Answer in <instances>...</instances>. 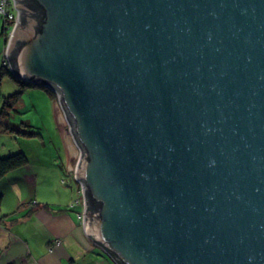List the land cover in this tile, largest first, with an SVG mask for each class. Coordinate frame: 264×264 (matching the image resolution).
I'll use <instances>...</instances> for the list:
<instances>
[{
    "label": "water",
    "instance_id": "1",
    "mask_svg": "<svg viewBox=\"0 0 264 264\" xmlns=\"http://www.w3.org/2000/svg\"><path fill=\"white\" fill-rule=\"evenodd\" d=\"M16 7L10 66L59 96L89 239L118 264H264V0Z\"/></svg>",
    "mask_w": 264,
    "mask_h": 264
},
{
    "label": "crops",
    "instance_id": "2",
    "mask_svg": "<svg viewBox=\"0 0 264 264\" xmlns=\"http://www.w3.org/2000/svg\"><path fill=\"white\" fill-rule=\"evenodd\" d=\"M3 28L0 16L4 54ZM19 91L6 76L0 85V110L3 99ZM18 113L28 116L21 123L14 120V126L24 123L36 135L30 138L32 153L18 151L27 156V166L0 181V264H118L85 232V201L76 175L80 150L58 101L44 89L29 88Z\"/></svg>",
    "mask_w": 264,
    "mask_h": 264
},
{
    "label": "trees",
    "instance_id": "3",
    "mask_svg": "<svg viewBox=\"0 0 264 264\" xmlns=\"http://www.w3.org/2000/svg\"><path fill=\"white\" fill-rule=\"evenodd\" d=\"M32 6L35 11L34 15L36 16L39 13V11L37 10V7L35 4L32 3ZM6 76L10 77L11 80L15 84L18 85V87L20 88V91L19 93H16L12 96H9L3 99V105L0 110V134L12 135V134L17 133V134H21L22 136L29 137V138L34 137L36 134L28 132V128H29L28 125L23 123L18 128L14 126L13 121H12L14 118V115L19 112V105L23 100L24 91L29 88H41V89L46 90L53 98H56V95L50 89L38 87L32 83L28 84L18 79L16 76L12 75L9 71H7L4 67L0 71V85H1L2 80ZM27 164H28V158L24 153H17L9 157L0 158V181L7 174L17 169L23 168L27 166ZM2 199H3L2 195H0V206H1ZM88 202H89L88 211L94 212L98 209V205L95 202H93L91 199H89Z\"/></svg>",
    "mask_w": 264,
    "mask_h": 264
},
{
    "label": "rangeland",
    "instance_id": "4",
    "mask_svg": "<svg viewBox=\"0 0 264 264\" xmlns=\"http://www.w3.org/2000/svg\"><path fill=\"white\" fill-rule=\"evenodd\" d=\"M12 14H14V11L12 10L11 11ZM1 16V15H0ZM3 49H4V40H3V36L0 35V66H2L3 64ZM28 116V113H25V114H21L19 115V113H16L14 115V119L12 121H17V123H21L22 120L21 118L22 117H26ZM19 117V118H18ZM32 140L29 138V137H25V136H22L21 134H12V135H8V134H0V155L1 156H4L6 155V157L10 154L14 155L13 153L17 154L16 152L20 151L19 149H24V150H27L29 151L30 153H32L33 151V148L30 147V145L32 143H30ZM2 142L6 144V146H2ZM1 149H4V150H1ZM20 153V152H18Z\"/></svg>",
    "mask_w": 264,
    "mask_h": 264
},
{
    "label": "built area",
    "instance_id": "5",
    "mask_svg": "<svg viewBox=\"0 0 264 264\" xmlns=\"http://www.w3.org/2000/svg\"><path fill=\"white\" fill-rule=\"evenodd\" d=\"M12 10L14 11V14L11 13ZM0 15L4 18L5 27L7 28V31H8V36H11L12 35V29L18 21V13L15 11L14 0H0ZM3 64L7 68H11L9 59L6 56L4 57ZM65 116H66V114H65ZM69 131H70L71 135L73 136L70 123H69ZM73 138H74V136H73ZM78 148L80 150V157H81L82 151H81L79 146H78ZM79 160H80V158H79ZM82 193L84 195L83 187H82ZM81 218H83L82 215H81Z\"/></svg>",
    "mask_w": 264,
    "mask_h": 264
},
{
    "label": "bare ground",
    "instance_id": "6",
    "mask_svg": "<svg viewBox=\"0 0 264 264\" xmlns=\"http://www.w3.org/2000/svg\"><path fill=\"white\" fill-rule=\"evenodd\" d=\"M14 2H15V11L18 13V21H17V23H16V25L13 27V29H12V35H13V31H14V29L16 28V26H17V24H18V22H19V17H20V11L17 9V7H16V0H14ZM2 17V16H1ZM3 18V17H2ZM3 20H4V18H3ZM3 31H4V34H5V37H6V42H7V47H6V50H5V53L3 54V56L5 57H7L8 58V45H9V41H10V39H11V37H12V35L11 36H8V31H7V28L5 27V21H4V28H3ZM3 61H4V58H3ZM3 66H4V64H3ZM4 68L7 70V71H9L12 75H13V72H12V68H7L6 66H4ZM10 78V77H9ZM11 79V78H10ZM39 87V86H38ZM48 89V88H47ZM51 90V89H50ZM55 95H56V100L58 101V103H59V105L61 106V108L63 109V107H62V104L60 103V100H59V96H58V94L55 92V91H53V90H51ZM63 111H64V109H63ZM65 113V112H64ZM76 170H77V168H76ZM80 183V185H81V191H82V184H81V182H79ZM83 194V193H82ZM83 197H84V201H85V195H83ZM85 206H86V204H85ZM84 215H85V210H84V213L82 214V216H83V224H84Z\"/></svg>",
    "mask_w": 264,
    "mask_h": 264
}]
</instances>
